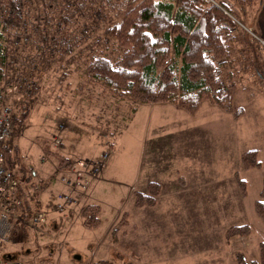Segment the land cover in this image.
Instances as JSON below:
<instances>
[{
	"label": "rangeland",
	"instance_id": "rangeland-1",
	"mask_svg": "<svg viewBox=\"0 0 264 264\" xmlns=\"http://www.w3.org/2000/svg\"><path fill=\"white\" fill-rule=\"evenodd\" d=\"M27 1L23 13L28 12L30 22L20 25L27 28L30 42L8 53L0 89L11 114L28 108L10 144L22 157L17 173L33 189V210L45 211L46 220L32 224L14 217L0 242V259L6 253L23 264H237L240 257L259 259L264 220L253 203L264 178V120L257 110L255 117H234L233 108L256 109L263 67L256 19L264 0H230L235 23L225 37L228 56L217 63L222 98L231 104L222 107L204 99L193 111L171 101L136 103L86 75L87 56L106 47L102 29L115 18L114 11L104 19L91 0L85 5L82 0H32L26 6ZM75 5L80 8L73 18L60 22L59 14L69 16ZM23 32L12 30L10 39ZM171 61L177 71L179 62ZM42 140L73 160L70 168L57 171ZM249 149H257L260 167L243 168L241 154ZM101 154L107 155L102 167L76 190L67 173L77 161L96 162ZM237 177L245 182L246 196ZM149 182L159 184L155 203L136 205L134 194L146 192ZM59 201L64 204L56 205ZM92 204L99 206L100 222L86 226L82 208ZM242 225L250 228L248 234H227Z\"/></svg>",
	"mask_w": 264,
	"mask_h": 264
},
{
	"label": "trees",
	"instance_id": "trees-1",
	"mask_svg": "<svg viewBox=\"0 0 264 264\" xmlns=\"http://www.w3.org/2000/svg\"><path fill=\"white\" fill-rule=\"evenodd\" d=\"M0 1L9 5L3 14L6 19L4 27L8 33L16 30L17 22L26 23V19L30 22L26 10L18 14L10 0ZM31 1L28 0L26 6L42 0ZM86 1L82 0L80 3L85 5ZM91 1L99 6L104 19L109 18L111 11H114L115 16L105 23L102 29L104 46L106 49L110 47L111 51L106 53L104 48L103 51H93L87 56L84 71L91 80L109 88L120 97H128L141 104H163L171 101L182 109L193 111L202 100L208 99L222 107L230 106V101L225 103L222 98L224 86L220 79L221 65L217 63L228 56L225 37L229 34L231 25L235 23L231 17L235 11L230 0H179L177 4L176 0ZM105 5L108 8L105 9ZM79 8L78 5L73 6L68 11L69 16L59 14V21L66 23ZM44 20L46 21V17ZM64 32L66 33L61 31ZM172 57L180 64L177 71L171 61ZM6 65V56L0 50V81L4 78ZM227 99L230 100L228 97ZM15 104L20 105V102ZM24 109L18 116L11 114L13 132L1 147L4 167L18 180L16 194L22 203L16 211V216L20 221L29 219L34 213L35 199L27 180L17 173L20 172L22 160L19 150L10 144L16 132V125L22 122L23 117L27 118L29 115L28 108ZM233 111L234 117H239L242 114V106L233 108ZM41 144L44 145L45 154L55 161L57 171L70 168L73 160L51 150L45 140H42ZM13 149L15 153L12 152ZM241 164L244 169L260 167L257 149L244 151L241 154ZM25 169L33 173L30 168ZM237 182L241 194L246 196L245 182L238 177ZM158 193L159 184L149 182L146 192L134 194V203L153 205ZM253 208L256 215L264 220V178ZM98 212L97 204L84 206V224H99ZM11 221L13 222L14 218H11ZM249 232L250 228L242 225L230 227L227 234ZM259 248V259L245 261L240 257L237 264H264V240L259 243ZM8 254L11 255L6 253L2 255V259Z\"/></svg>",
	"mask_w": 264,
	"mask_h": 264
},
{
	"label": "built area",
	"instance_id": "built-area-1",
	"mask_svg": "<svg viewBox=\"0 0 264 264\" xmlns=\"http://www.w3.org/2000/svg\"><path fill=\"white\" fill-rule=\"evenodd\" d=\"M14 9L21 14L25 0H10ZM9 5L0 1V50L5 54L6 59L11 50H16L22 45H27L30 42V36L27 34L26 27L20 24H26L25 21L17 22L16 29L23 30V34H18L10 39L9 33L6 31L4 25L6 19L3 14ZM20 27V28H19ZM10 48H9V47ZM13 132V120L11 115V108L5 101L4 91L0 89V242L5 240L9 231L12 228L11 218H17L16 211L21 206L22 200L17 197L16 188L18 180L11 174L9 170L4 167V154L1 149L3 143L8 140ZM106 154H101V158L96 162L77 161L75 170L72 171L66 178L70 182L76 183V190L88 184L90 172H98L103 160L106 159ZM99 164V165H97ZM64 178V177H63ZM75 190V191H76ZM66 195H64L65 199ZM64 201L56 202V205L62 206ZM46 220L45 211L34 212L28 219L32 224H40ZM0 264H23L20 260L0 259Z\"/></svg>",
	"mask_w": 264,
	"mask_h": 264
},
{
	"label": "crops",
	"instance_id": "crops-1",
	"mask_svg": "<svg viewBox=\"0 0 264 264\" xmlns=\"http://www.w3.org/2000/svg\"><path fill=\"white\" fill-rule=\"evenodd\" d=\"M246 14V13H245ZM256 25H257V31L259 32L260 36L258 37V39L256 38L255 40L257 41L258 45L261 47L262 49V61H263V67L260 70H258V89H257V105H256V109L254 106H250V105H244L242 106V116L244 115H248L255 117V110H257V116L260 118H263L264 120V89L262 88L263 84H264V1H262L261 4V10L260 13L258 14V17L256 19ZM258 32L256 33L258 35ZM263 71V72H262ZM262 121V120H261ZM262 125H264V122L262 123ZM93 184H97L96 181ZM94 187H98L97 185L93 186L90 188V191H93L92 189H94ZM89 191V192H90Z\"/></svg>",
	"mask_w": 264,
	"mask_h": 264
},
{
	"label": "water",
	"instance_id": "water-1",
	"mask_svg": "<svg viewBox=\"0 0 264 264\" xmlns=\"http://www.w3.org/2000/svg\"><path fill=\"white\" fill-rule=\"evenodd\" d=\"M5 259H11V258H13L11 255H6L5 257H4Z\"/></svg>",
	"mask_w": 264,
	"mask_h": 264
}]
</instances>
